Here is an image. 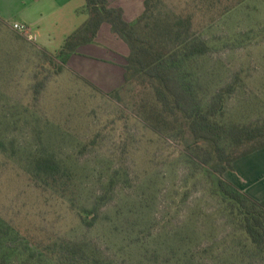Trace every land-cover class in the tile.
<instances>
[{"label": "rangeland", "instance_id": "1", "mask_svg": "<svg viewBox=\"0 0 264 264\" xmlns=\"http://www.w3.org/2000/svg\"><path fill=\"white\" fill-rule=\"evenodd\" d=\"M110 1L127 20L143 11L144 0ZM83 5L77 0L78 10ZM156 12L189 16L191 35L208 44L197 64L202 85L209 94L232 88L222 119L264 117V0H160ZM72 17L71 32L87 15ZM104 26L92 52L75 59L78 72L65 65L55 73L58 32L46 49L0 25V218L39 239L89 244L117 264H264L177 136L153 131L133 112L128 91L121 101L107 95L124 83L128 48L108 39ZM263 149L236 159L261 164L250 172L261 186ZM40 154L63 167L54 187L32 173ZM80 213L92 223H81Z\"/></svg>", "mask_w": 264, "mask_h": 264}, {"label": "trees", "instance_id": "2", "mask_svg": "<svg viewBox=\"0 0 264 264\" xmlns=\"http://www.w3.org/2000/svg\"><path fill=\"white\" fill-rule=\"evenodd\" d=\"M159 1L144 0L141 14L127 21L123 9L111 6L108 0H84L79 12L87 18L65 38L50 59L51 66L59 73L77 48L92 43L102 24H108L111 33L127 46L128 54L123 85L107 95L121 101L123 92L128 91L134 97L133 112L153 131L177 136L188 162L203 168L237 229L264 256V199L253 198L224 176L233 170L236 159L264 148V117L247 123L222 119L231 85L207 92L197 64L208 44L191 35L189 16L172 18L156 12ZM0 25L9 27L2 18ZM44 83L33 85L32 99L38 98ZM95 141L94 137L90 144ZM250 143L254 144L242 149ZM31 167L33 175L49 186L57 185L63 175L61 163L51 155H38ZM82 214L80 222L90 225L94 218L89 221ZM14 262L117 264L89 244L62 237L39 239L0 218V264Z\"/></svg>", "mask_w": 264, "mask_h": 264}, {"label": "crops", "instance_id": "3", "mask_svg": "<svg viewBox=\"0 0 264 264\" xmlns=\"http://www.w3.org/2000/svg\"><path fill=\"white\" fill-rule=\"evenodd\" d=\"M76 2L77 0H0V18H2V20H4L9 26L13 22H20L28 25L34 34L36 42L41 45V47L48 49L55 41L57 32L61 35L60 40L63 43L65 38L77 28L76 27L72 32L70 31L71 27L75 26V23L72 22V16L78 14V11L80 10L76 7ZM108 2L111 6L120 7L113 5L110 0H108ZM127 21H132V19ZM105 24L106 23L102 24L95 40L92 43L78 47L76 52L69 57L66 64L67 67H72L78 72V63L75 59H78L80 55L87 56L92 52L87 47L97 42L101 29ZM107 29L109 30L108 39H114V36L116 37L115 39H118L116 35L111 33L109 25ZM109 46L110 47L105 46L104 48L108 49L110 53L116 54L117 52L113 50L115 48L111 45ZM127 54L128 52H126V56ZM124 64L125 63L122 65ZM263 150L256 153L259 154ZM256 153L255 155H257ZM248 157L244 159H247ZM246 163L247 162H244L242 164L239 160H235L233 163V170L227 171L225 176L242 191L247 192L250 196L257 200H262L261 198H264V186H261L262 182L250 177V172L255 170L257 172L261 164L260 166L256 165L253 168ZM240 168L247 170L248 173H246V171L239 174L238 171Z\"/></svg>", "mask_w": 264, "mask_h": 264}, {"label": "built area", "instance_id": "4", "mask_svg": "<svg viewBox=\"0 0 264 264\" xmlns=\"http://www.w3.org/2000/svg\"><path fill=\"white\" fill-rule=\"evenodd\" d=\"M10 26L14 31H16L19 35L23 36L25 39H35L34 34L32 33V30L28 25L20 22H13Z\"/></svg>", "mask_w": 264, "mask_h": 264}]
</instances>
